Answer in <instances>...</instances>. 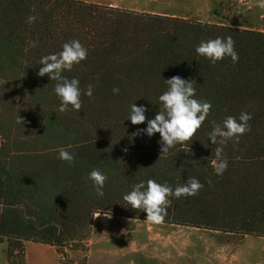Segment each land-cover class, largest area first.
Wrapping results in <instances>:
<instances>
[{"label": "trees", "instance_id": "trees-1", "mask_svg": "<svg viewBox=\"0 0 264 264\" xmlns=\"http://www.w3.org/2000/svg\"><path fill=\"white\" fill-rule=\"evenodd\" d=\"M30 15L37 17L31 24ZM229 36L237 62L225 57L213 65L195 51L201 41ZM72 40L88 52L63 73L80 81L82 109L62 113L56 82L37 73L43 56ZM173 76L192 81L194 98L211 109L192 142L162 154L159 133L133 136L147 120L133 125L128 117L135 103L154 119ZM242 112L252 116L251 130L222 146L228 167L216 175L212 122ZM61 148L74 163L58 159ZM94 168L108 177L103 197L88 178ZM188 177L203 188L170 197L163 223L264 238V32L82 0H0V245L7 243L8 264H26L27 242L59 255L81 249L98 214L147 221L123 200L133 185L155 179L174 190Z\"/></svg>", "mask_w": 264, "mask_h": 264}, {"label": "clouds", "instance_id": "clouds-1", "mask_svg": "<svg viewBox=\"0 0 264 264\" xmlns=\"http://www.w3.org/2000/svg\"><path fill=\"white\" fill-rule=\"evenodd\" d=\"M258 6L264 8V0H259ZM36 19V16L30 15L26 22L31 24ZM30 44L32 47L37 46L36 41ZM195 51L198 55L210 60L213 65L225 57H230L233 62L239 59L235 50V42L231 36L201 41ZM87 55V49L78 40H72L63 44L62 51L45 55L39 61L42 67L37 75L40 77L47 75L51 81L56 82L54 93L60 100L59 111L62 113L68 111L69 106L77 112L82 109L80 81L76 78L69 79L63 73L66 70L71 71L74 65L86 60ZM165 82L168 88L158 98L160 110L154 119L148 120L145 115L147 109L144 106H136L135 103L131 105L128 117L133 125L143 124L147 120V127L133 133V136L145 133L151 137L159 133L162 154L178 144L185 146L192 142L211 109L209 102L194 98L196 89L192 81L173 76ZM119 91V88L113 89L114 94H119ZM84 94L88 97L93 95L92 85L87 87ZM251 119L252 116L249 113L242 112L238 120L233 116H227L222 124L212 122L213 129L208 133V137L213 145H220L215 147V159L211 161L216 175H222L228 167V161L223 158L222 146L226 145L229 140L238 142L240 136L250 131L249 121ZM18 122L23 123L19 116ZM182 150L191 153L190 147H183ZM58 159L69 164L75 161L74 155L64 148L59 150ZM88 178L92 181L97 196L103 197V189L108 177L99 169L94 168ZM202 188L203 184L195 177H188L183 185L177 186L174 190L167 182L161 184L155 179H148L146 183L141 181L133 185L132 190L123 196V200L132 209L145 212L148 222L161 224L167 216V209L171 204L170 197L174 196L179 199L182 196H195Z\"/></svg>", "mask_w": 264, "mask_h": 264}, {"label": "rangeland", "instance_id": "rangeland-1", "mask_svg": "<svg viewBox=\"0 0 264 264\" xmlns=\"http://www.w3.org/2000/svg\"><path fill=\"white\" fill-rule=\"evenodd\" d=\"M255 3H259V1L228 0L223 9L215 10L214 21L227 26L237 25L254 30L264 29V8ZM96 216L98 217L93 224L90 238L83 243L81 249L70 250L65 248L62 250L65 255H59L57 250L52 247V252L46 251L45 254L55 257L56 262L46 261L43 264H170L169 259L171 257L164 248L165 244H175V239L172 237L176 234L171 233V231L176 227H184L166 223L153 224L148 221L129 218L117 217V219L113 216L100 214ZM102 217L110 220L103 223ZM113 219H117V221ZM202 231L209 237L213 236L217 242L238 244L239 258L243 262L264 264V238L247 236L241 239L234 235L214 236L209 231ZM32 243L34 244V242H27L26 246ZM5 245L7 247V243ZM42 245L38 244V247L44 249V245ZM2 252L4 251L0 247V264H6V258ZM34 253H27L26 251V264H35L36 255Z\"/></svg>", "mask_w": 264, "mask_h": 264}, {"label": "crops", "instance_id": "crops-1", "mask_svg": "<svg viewBox=\"0 0 264 264\" xmlns=\"http://www.w3.org/2000/svg\"><path fill=\"white\" fill-rule=\"evenodd\" d=\"M86 3L101 6L130 10L141 14L164 15L196 20L198 22L223 25L214 21L215 10L220 11L224 8L228 0H82ZM253 2L254 0H250ZM259 1V0H258ZM224 4V5H223ZM258 4V3H255ZM207 10V11H206ZM248 10H251L248 8ZM254 30V29H253ZM257 30V29H255ZM264 32V29H258ZM101 218V217H100ZM102 217L103 223L108 222ZM97 217L94 219L96 221ZM118 219V218H117ZM117 219H113L117 221ZM100 220V221H101ZM120 224V222H119ZM114 225V224H113ZM159 230V229H158ZM176 234L172 238L175 244H165V250L170 255V264H248L239 257V245H231L217 242L214 237L208 236L202 229L191 227H176L171 233ZM94 233V232H93ZM159 235V234H158ZM263 238V237H261ZM43 246V245H42ZM170 246V247H168ZM2 252L5 255L6 264V245L1 244ZM52 246L44 245L40 249L37 243L26 246L27 253L35 252V264H43L46 261H55V257L46 256V251L52 252ZM170 251V252H169ZM166 264V263H165ZM263 264V263H257Z\"/></svg>", "mask_w": 264, "mask_h": 264}]
</instances>
